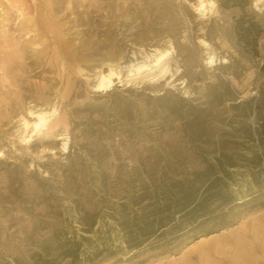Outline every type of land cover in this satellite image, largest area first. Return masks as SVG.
Listing matches in <instances>:
<instances>
[{
    "label": "rangeland",
    "instance_id": "374dc122",
    "mask_svg": "<svg viewBox=\"0 0 264 264\" xmlns=\"http://www.w3.org/2000/svg\"><path fill=\"white\" fill-rule=\"evenodd\" d=\"M211 1L0 0V264H264V0Z\"/></svg>",
    "mask_w": 264,
    "mask_h": 264
},
{
    "label": "bare ground",
    "instance_id": "6f19581e",
    "mask_svg": "<svg viewBox=\"0 0 264 264\" xmlns=\"http://www.w3.org/2000/svg\"><path fill=\"white\" fill-rule=\"evenodd\" d=\"M213 6L214 2L211 0H197V9L200 13L210 10ZM170 53L171 51L169 49H164L162 51H156L152 54L151 58L145 57L140 60L129 61L126 64H109L106 71L98 72L94 78L93 87L96 90H107L113 87L115 81L118 82L123 79H156L160 76H164L167 71H169L167 58ZM53 113L54 110L52 112L42 110L30 111L32 117L30 119L31 121L23 119V125L25 129H29V131L33 133L39 132L44 128H48L49 119ZM63 145L65 146L66 142H63ZM201 239L199 241H201Z\"/></svg>",
    "mask_w": 264,
    "mask_h": 264
},
{
    "label": "trees",
    "instance_id": "16d2710c",
    "mask_svg": "<svg viewBox=\"0 0 264 264\" xmlns=\"http://www.w3.org/2000/svg\"><path fill=\"white\" fill-rule=\"evenodd\" d=\"M233 6H239L242 11L241 14L235 19V30L238 36V39L242 42H245L247 45L251 46V50L254 53H257L256 44H257V36L261 32V27L255 19L248 14L242 4L234 1ZM227 7V5H223Z\"/></svg>",
    "mask_w": 264,
    "mask_h": 264
}]
</instances>
